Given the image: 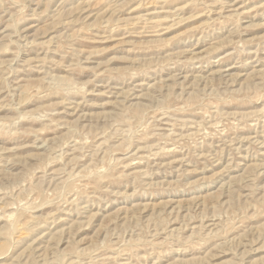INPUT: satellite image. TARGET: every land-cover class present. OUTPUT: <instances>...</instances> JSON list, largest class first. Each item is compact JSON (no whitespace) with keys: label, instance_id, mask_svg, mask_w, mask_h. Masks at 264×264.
Instances as JSON below:
<instances>
[{"label":"rangeland","instance_id":"obj_1","mask_svg":"<svg viewBox=\"0 0 264 264\" xmlns=\"http://www.w3.org/2000/svg\"><path fill=\"white\" fill-rule=\"evenodd\" d=\"M0 264H264V0H0Z\"/></svg>","mask_w":264,"mask_h":264}]
</instances>
